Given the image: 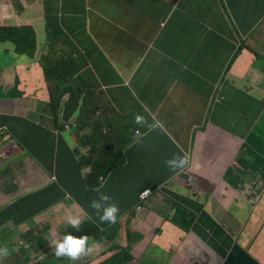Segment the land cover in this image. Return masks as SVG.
Instances as JSON below:
<instances>
[{"label": "crops", "instance_id": "obj_1", "mask_svg": "<svg viewBox=\"0 0 264 264\" xmlns=\"http://www.w3.org/2000/svg\"><path fill=\"white\" fill-rule=\"evenodd\" d=\"M138 1L159 13L142 35L151 38L134 43L140 46L135 67L131 60L117 65L110 53L93 58L105 49L104 36L114 37L100 12L93 19L102 25L94 30L67 31L57 50L48 43L37 60L45 58V78L27 58L7 68L0 57V116L16 115L35 127L29 138L15 133V140L12 134L0 141V210L26 196L44 197L48 257L54 254L51 241L73 229L65 213L102 229L109 224L99 223L90 207L100 194L108 195L119 208V221L104 237L88 239L90 251L75 260L58 257L59 264H100L117 247L130 252L129 264H264V160L248 146L264 150V0ZM18 10L16 0H0L3 21L24 15ZM30 10L42 15L41 28L33 20L27 23L45 36L50 20L44 3L25 14ZM69 13L76 11L72 7ZM66 19L80 18L66 13ZM35 80L42 85L38 92ZM71 95L79 107L74 127L66 129L71 122L62 117V108L56 121L52 104L64 99L67 107ZM42 138L51 143L46 153L38 152ZM82 142L98 153L88 182L78 180L76 160L67 150ZM246 147L254 158L253 173L236 163ZM118 150L120 157L114 155ZM173 154L188 157L184 171L165 165ZM118 161V171L109 170L102 181L97 177L98 166ZM145 189L152 195L138 211ZM221 210L228 215L242 210L243 217L227 220ZM10 253L16 258L18 252Z\"/></svg>", "mask_w": 264, "mask_h": 264}, {"label": "clouds", "instance_id": "obj_2", "mask_svg": "<svg viewBox=\"0 0 264 264\" xmlns=\"http://www.w3.org/2000/svg\"><path fill=\"white\" fill-rule=\"evenodd\" d=\"M59 6L65 10L67 16H76L80 18L79 23L73 19H66L65 22L61 25H53L52 23L46 22L45 29V50L47 49V44L51 42L53 48L57 50L61 43V38L66 35V32L78 27L79 29H89L92 31L93 24L95 22H100L93 19L96 16L97 12L99 13V7L103 4L104 0H58ZM74 8L76 13H69L71 8ZM161 7V6H160ZM101 13V12H100ZM77 22V24L75 23ZM37 30V29H36ZM48 32H47V31ZM38 32V31H37ZM38 36H42L38 33ZM12 44V45H11ZM40 39L38 38V45H40ZM15 44L13 42L0 43V49L2 50L1 62L7 67L16 68L19 61L22 58H27L29 62L34 65H37L45 78V60L35 61V59L40 55L36 54L35 58H32L29 54H17L15 51ZM15 61H13V60ZM73 94V92H72ZM75 102V106H73ZM63 106V107H62ZM79 107V100L75 96L71 95L69 101L64 102V99H61L52 104L53 112L56 118V121L60 117V111L62 108V117L65 118L66 122H71L70 124L64 125L66 129L73 128V115ZM10 117H17L16 115ZM19 125H13L12 123L0 124V141H2L4 136L8 133L12 135L13 127ZM195 135V134H194ZM194 140V139H193ZM82 146V147H81ZM80 145H74L73 148L67 149L73 155L76 160L77 168L79 170V175L77 176L78 180L81 182H88L93 174L96 172V160L98 158V153L94 145L91 143L82 142ZM245 154L249 156L250 166L246 170L242 167L238 161L239 154ZM165 165L173 172H182L189 166V160L187 156L173 154L169 159L165 160ZM236 163L245 171L246 173H253L254 167V158L250 154L248 147L240 149L236 156ZM98 177V172L96 173ZM91 176V177H90ZM99 179L102 181L103 176H99ZM146 197H141L144 192H148ZM152 195V190L145 189L138 196L139 203L137 205V210H145L148 200ZM28 196L21 198L16 201L15 210L12 213V219L0 226V230L4 229L7 231V227H11L14 231H19L18 237L15 239L16 245L11 244H0V264H12L16 261L17 264H35L37 262V252H41L44 257V249L47 247V244L44 243V246L39 247L36 243V237L44 232V224L37 223L34 226L32 225V220H38L44 216V197L34 196L31 199H27ZM38 199L40 202H36ZM110 197L106 194H100L98 199H93L90 202V207L95 210L96 215L98 216L101 222H108L106 226L109 228L113 223L116 222L118 218L119 208L115 203H110ZM15 203L11 205H15ZM10 205V206H11ZM64 219L68 225L73 229L79 231V227L88 224L89 222L85 221L81 223L80 217L72 213H65ZM29 222V223H28ZM81 223V224H80ZM30 224V225H29ZM91 224V223H90ZM99 227V226H98ZM100 228V227H99ZM102 229V228H100ZM72 230V229H71ZM45 240V239H44ZM51 245H54V255L56 257H68L72 260H75L80 254L85 253L86 251L91 250V245L88 243V238L85 236H75L70 232H67L62 235L59 239H54L51 241ZM14 249L17 251L16 258L12 257V253L9 254V251ZM128 251V250H127ZM107 258L104 261L109 260ZM103 261V262H104Z\"/></svg>", "mask_w": 264, "mask_h": 264}, {"label": "rangeland", "instance_id": "obj_3", "mask_svg": "<svg viewBox=\"0 0 264 264\" xmlns=\"http://www.w3.org/2000/svg\"><path fill=\"white\" fill-rule=\"evenodd\" d=\"M7 1V0H6ZM17 3H19V0H16ZM99 10L103 16V18L106 21V28H108L113 34L114 37L105 35L104 36V44L105 49H101L93 54V58L97 55H100L102 53L104 54H112L114 58V62L117 65H125L127 60H131L128 64L131 66H136L139 56L138 52L140 49V46L136 48L134 43L140 42V40H147L151 37L148 36H142L146 28H148L154 21L155 16L159 13V10H154V8L149 4L147 1L139 2L138 0H104L103 4L99 7ZM1 15L4 18V15L1 13ZM14 19L11 23L16 24L18 22H22L23 24L29 22V20H33L36 22L37 29L39 30L41 28V22L40 18L42 17L41 14L36 13L33 10H30L27 14L17 16L14 14ZM5 19V18H4ZM6 21V20H5ZM102 25L101 22H95L93 24V30L97 28L98 26ZM17 28L20 30H23L24 28L21 25H17ZM122 33H128L132 36L130 37H124L121 36ZM41 34V33H40ZM40 39V49L37 50V53L40 54L45 49V36H38ZM45 38V41H44ZM124 42V43H121ZM12 45V44H11ZM49 44H47V47ZM60 46L62 44L60 43ZM2 50L0 49V55H2ZM145 51L143 50V54ZM40 56H38L35 61L39 59ZM153 57L152 55L148 58V60ZM13 60V59H12ZM15 61V60H13ZM1 69H4V66L1 67ZM34 88L37 90L36 92L40 91V88L42 85L38 83L36 80L33 82ZM44 88V87H43ZM22 91V88L19 92ZM54 92V91H52ZM3 93L0 92V98H3L1 96ZM49 101V99L42 100V106L41 109L44 108L45 102ZM30 102V101H27ZM25 116L34 118L33 115H26ZM46 119V116H45ZM166 138H169V136L165 135ZM194 139V138H193ZM81 146V144H79ZM248 146L250 147L251 153L257 154L261 152L263 154V160H264V150L262 151L258 144L254 147L250 146L248 142ZM82 147V146H81ZM186 154H190V147L187 148ZM257 161V160H256ZM10 168V166H9ZM262 174H264V169L261 171ZM29 184L28 182H26ZM22 189H24V186H21ZM15 193V192H12ZM16 195V194H15ZM44 216H42L37 223L44 224V220L41 219ZM220 217H223L227 220H230V218H238L243 217V211H231V214H225L221 210ZM248 219L251 221V223H254V217L250 214ZM225 226L229 228L226 224ZM7 231H4V229L0 230V241H5L7 244L16 245L15 239L19 235V231H14L11 227L6 228ZM233 231H236V225L232 229ZM253 237V235H251ZM240 244H243L242 238H240ZM36 243L39 247L44 246V232L39 234L36 237ZM252 249V246H249ZM150 251V250H149ZM148 251V252H149ZM37 262L35 264H59V259L54 254L49 255L48 257H43L41 252H37ZM145 258L141 260L143 261ZM68 261H62V264L67 263ZM12 264H17L16 261Z\"/></svg>", "mask_w": 264, "mask_h": 264}, {"label": "trees", "instance_id": "obj_4", "mask_svg": "<svg viewBox=\"0 0 264 264\" xmlns=\"http://www.w3.org/2000/svg\"><path fill=\"white\" fill-rule=\"evenodd\" d=\"M42 3H44L45 16L47 17L48 20L55 21L57 25H61L65 22V15H66L65 10H63L61 7H59L56 3H54L51 0H19V3H17V6L19 8L18 13L25 14L26 11L31 7V5L42 4ZM79 21L80 19H78L77 22L79 23ZM18 24L24 28V32L23 30L17 28V24L5 22L0 17V43L4 44L8 42H13L16 45L15 51L17 54L19 55L29 54L32 58H35L38 50V32L36 30L35 25L34 23L23 24L22 22H19ZM8 123H12L13 125L16 124L19 125L18 126L19 128L15 130L13 129L12 132L13 140H15V133H19L21 135V138L22 137L29 138L31 136V132L35 129V127L32 126L29 120H20L17 117L0 116V124H8ZM44 133H47L46 130ZM9 135L10 134L8 133L7 136ZM21 138L16 139L17 140L16 142H18ZM38 142L40 146L38 147L40 149L38 150V152L44 151V153H46L51 144L49 139L46 143H44V138H42ZM20 148L26 152L30 151V150H25L22 145H20ZM114 155L116 157H120L121 150L116 151ZM249 159H250L249 156H246L245 154L242 153L238 155L237 161L242 167L248 170L251 164ZM120 168L121 166L119 161L112 163L106 162L105 165L98 166V177L99 176L106 177L109 174V170L115 169V171H118ZM72 195L74 196L76 195V193H72ZM35 201L40 202V200L38 199H36ZM15 207H16V203L15 205L2 207V209L0 210V226L4 225L9 221L10 218L9 214L15 210ZM119 218H121V215L119 216ZM119 218H117L115 223L119 221ZM98 222L101 223L100 220ZM105 230H108V227H105L104 229H100L98 227V224L88 223L79 227V231H77L76 229H72L71 233L75 236H85L88 239L89 238L100 239L106 235V232H104ZM115 250L117 251L113 252L110 255L109 260L101 262L100 264H129L132 262L133 257L130 254V252L127 251L125 248L117 247Z\"/></svg>", "mask_w": 264, "mask_h": 264}, {"label": "built area", "instance_id": "obj_5", "mask_svg": "<svg viewBox=\"0 0 264 264\" xmlns=\"http://www.w3.org/2000/svg\"><path fill=\"white\" fill-rule=\"evenodd\" d=\"M149 192H150V191H148V192H144V194H142L141 197H142V198H143V197H146V196L148 195Z\"/></svg>", "mask_w": 264, "mask_h": 264}, {"label": "bare ground", "instance_id": "obj_6", "mask_svg": "<svg viewBox=\"0 0 264 264\" xmlns=\"http://www.w3.org/2000/svg\"><path fill=\"white\" fill-rule=\"evenodd\" d=\"M40 48V45H38V49Z\"/></svg>", "mask_w": 264, "mask_h": 264}]
</instances>
